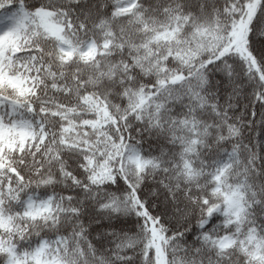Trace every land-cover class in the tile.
<instances>
[{"label":"snow or ice","instance_id":"6c2138e0","mask_svg":"<svg viewBox=\"0 0 264 264\" xmlns=\"http://www.w3.org/2000/svg\"><path fill=\"white\" fill-rule=\"evenodd\" d=\"M0 264H264V0H0Z\"/></svg>","mask_w":264,"mask_h":264}]
</instances>
